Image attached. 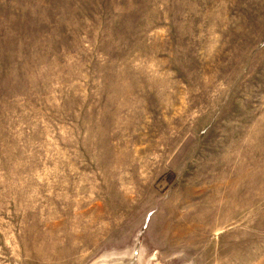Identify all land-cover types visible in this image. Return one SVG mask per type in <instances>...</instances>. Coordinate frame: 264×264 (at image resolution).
Instances as JSON below:
<instances>
[{
    "label": "rangeland",
    "instance_id": "obj_1",
    "mask_svg": "<svg viewBox=\"0 0 264 264\" xmlns=\"http://www.w3.org/2000/svg\"><path fill=\"white\" fill-rule=\"evenodd\" d=\"M0 264H264V0H0Z\"/></svg>",
    "mask_w": 264,
    "mask_h": 264
}]
</instances>
